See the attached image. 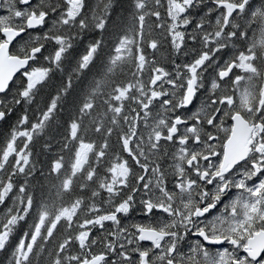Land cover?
I'll list each match as a JSON object with an SVG mask.
<instances>
[{"label":"snow or ice","instance_id":"1","mask_svg":"<svg viewBox=\"0 0 264 264\" xmlns=\"http://www.w3.org/2000/svg\"><path fill=\"white\" fill-rule=\"evenodd\" d=\"M0 264H264V0H0Z\"/></svg>","mask_w":264,"mask_h":264},{"label":"water","instance_id":"2","mask_svg":"<svg viewBox=\"0 0 264 264\" xmlns=\"http://www.w3.org/2000/svg\"><path fill=\"white\" fill-rule=\"evenodd\" d=\"M3 70V68L2 67H0V71H2Z\"/></svg>","mask_w":264,"mask_h":264}]
</instances>
